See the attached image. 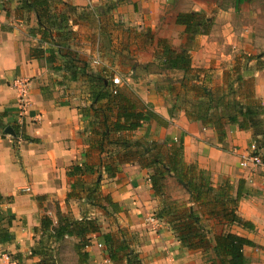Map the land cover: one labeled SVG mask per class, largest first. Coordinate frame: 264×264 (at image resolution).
I'll return each instance as SVG.
<instances>
[{"label": "crops", "instance_id": "0c3cea01", "mask_svg": "<svg viewBox=\"0 0 264 264\" xmlns=\"http://www.w3.org/2000/svg\"><path fill=\"white\" fill-rule=\"evenodd\" d=\"M48 1L54 14L67 15L74 31L58 64L73 53L87 63L89 72L100 73L109 89L114 88L112 78L119 76L120 92L163 118L105 136V125L112 127L118 120L120 102L105 98L93 105L94 87L85 77L72 81L69 72L53 70L45 59L33 57L31 48L41 44L33 32L36 12L21 8V0H0V113L6 112L3 123L15 131L13 135L0 128V219L12 235L0 243V264H6L4 253L16 259L11 264H37L42 259L32 251L43 240L55 253L63 241L48 240L42 219L50 217L57 226L62 214L94 219L99 225V233L89 234V258L97 253L95 243L106 250L101 234L122 241L127 239L121 236L123 229L137 235L142 264H212L216 260L208 262L207 255L214 254L216 237L231 232L256 244L244 249L248 264H264V251L256 253L264 246V173L260 177L257 169L240 166L251 145L264 141L257 134V129L264 130V69L249 64L237 71L232 55L217 54L219 43L201 40L207 37L202 33L190 47L195 79L182 70L165 69L156 56L159 41L172 43L178 34L193 37L177 23L182 9H173L175 0ZM18 81L26 83L24 97ZM233 117L238 122H231ZM125 139L137 142L134 150L148 142L153 147L148 157L167 154L173 142H182L184 161L197 164L210 178L214 198L224 193L228 181L232 195L240 186L243 196L236 213L254 228L232 224L215 212L221 209L215 203L201 205L206 200L193 199L187 183L170 172L166 193L175 182L187 200L182 210L199 205L196 212L206 232L207 241L200 246H185L169 222L171 216L157 215L164 200L155 193L151 177L162 164L146 167L138 157L125 160ZM110 163L120 169L114 176L106 171ZM103 263L126 264L125 253L116 260L106 253Z\"/></svg>", "mask_w": 264, "mask_h": 264}, {"label": "trees", "instance_id": "16d2710c", "mask_svg": "<svg viewBox=\"0 0 264 264\" xmlns=\"http://www.w3.org/2000/svg\"><path fill=\"white\" fill-rule=\"evenodd\" d=\"M21 8L29 12H36L38 17V27L34 29V33L40 35L39 46L31 48V55L39 60L45 59L46 63L50 65L53 70H64L69 72V79L72 81L78 80L80 77H85L87 81L94 87L90 97L93 105L102 101L105 98H112V102H120V111L118 113V120L115 121L113 126L105 125L104 135H108L111 132H121L125 130H137L142 127L144 123L149 122L152 119H159L162 121V116L157 114L150 108H139L136 104L128 99L124 93L120 92L118 87L112 89L107 88L108 85L105 79L100 73L89 72L87 70V63L81 62L79 58L73 53H69L71 56L68 61L62 64H58L59 59L63 58V49L67 46V41L70 40L74 31L71 26L67 24L68 17L65 13L59 16L53 13V9L48 0H21ZM75 8V7H74ZM197 15L195 13H180L177 17V23L185 26V31L191 36L200 34L198 31V21H196ZM63 29L61 35H55V30ZM48 44L45 48L43 44ZM160 52L156 55L157 58L163 63L165 69L170 70H182L189 75V78L195 79V68L192 67L191 48L186 47L182 50H176L169 45L167 39H161L159 41ZM6 112L0 113V128H5L3 123V117ZM238 118L233 117L231 122H238ZM241 127H245L241 123ZM264 136V133H263ZM258 149L264 147V141H255ZM125 152V160H129L131 157H138L142 165L146 167L154 166L155 163H161L163 168L157 169L153 173L151 179L155 193L159 196H163L164 207L158 212V217L162 218L166 215L171 216L169 222L173 223L177 228L180 240L188 248H196L200 246L202 241H207L206 232L203 224L200 222V215L196 211H200L199 205L197 209H176L173 202L167 201L166 197V178L170 172L174 173L177 179H180L187 183L188 191L198 201L205 199L201 203L208 204L209 202L215 203L216 206H220L221 209L217 210L218 214L224 215L228 221L232 224L236 223L243 227L253 229V224L236 213V208L241 200L243 193L239 189L236 195H232L230 190L233 189V185L226 183V189L224 193L213 196L214 187L211 185V180L204 174L202 170H199L197 164H187L183 159V144L173 142L169 148L167 154L159 152L157 156L148 157L153 147H150L148 142L142 143V149L134 150V143L127 139L121 142ZM140 146V148H141ZM159 151V149H158ZM76 170L80 171L79 166H75ZM119 166L114 163H110L106 167V171L109 176H114L118 172ZM244 181L240 180L242 184ZM219 196V197H218ZM8 199V198H7ZM11 199V198H10ZM8 199V200H10ZM6 200V199H5ZM196 223L197 225H195ZM42 226L47 231L48 240L55 243L62 242L68 237H76L79 241L75 244V250L79 256L87 261L89 254L85 250L89 246L91 233H99V225L96 224L94 219L82 220L74 219L69 215L62 214L59 217L57 226L54 225L53 220L50 217L42 219ZM101 243L106 245V252L111 260H116L121 252L125 253L126 264H142L138 252L130 247L126 240H116L111 233H103L100 235ZM12 239V235L8 227L3 226L0 219V243L8 242ZM43 240L41 245L32 251V256H40L41 261L37 264H55L56 256L54 248L51 244L44 245ZM256 244L248 238L236 235L231 232H225L216 237V244L213 247L215 259L219 264H248L249 260L245 255L244 249L246 246H255ZM11 256V255H10ZM12 261H16L11 256ZM214 261V262H216Z\"/></svg>", "mask_w": 264, "mask_h": 264}, {"label": "rangeland", "instance_id": "374dc122", "mask_svg": "<svg viewBox=\"0 0 264 264\" xmlns=\"http://www.w3.org/2000/svg\"><path fill=\"white\" fill-rule=\"evenodd\" d=\"M175 2L174 10L181 8L180 13H195L197 15L196 21L200 22L198 24L199 33L207 35V37H201V40H216L219 45L216 48L218 53H215L219 55L231 54L237 71L245 70L249 64H251L250 68L264 69V0H175ZM155 35L153 34V37ZM175 39L178 40L177 44L174 43ZM183 39L184 41H182ZM194 40L195 36L188 37L185 34L181 37L178 34L175 38L170 39L172 43H168L175 45V49L179 51L186 48L183 46H193ZM72 84L78 86L80 82H72ZM257 131L259 135L264 133V130L260 128ZM257 153L262 156V159L264 158L261 149H257ZM261 166L250 169H257L255 173L262 177L264 171L260 170ZM167 179L168 177L166 181ZM165 198L167 201L173 202L175 208L180 210L183 209L182 204L187 201L175 182L166 193ZM121 231V236L126 235L130 247L136 251L139 242L137 235L130 231L126 233L123 229ZM120 233L119 231L118 235ZM75 243L76 240L71 238H66L61 243L55 252V264H104L103 259L107 253L104 245L99 247V244L95 243L93 246L96 247L97 253L93 252L92 258L84 261L76 252ZM258 248L256 253L264 251V246L261 245ZM212 254L207 255L208 262L215 259V254ZM212 264H216V262Z\"/></svg>", "mask_w": 264, "mask_h": 264}, {"label": "built area", "instance_id": "2783aa9c", "mask_svg": "<svg viewBox=\"0 0 264 264\" xmlns=\"http://www.w3.org/2000/svg\"><path fill=\"white\" fill-rule=\"evenodd\" d=\"M21 87V95L24 97L26 95V83L23 81H18ZM112 83L114 87H118L123 83L122 79L119 76H114L112 78ZM258 146L256 143H253L250 147V152L246 155H243L240 160V166L246 169H250L253 167H257L259 165H263L262 156L257 153ZM101 245V244H100ZM3 258L6 261V264H11L13 261L9 253H4Z\"/></svg>", "mask_w": 264, "mask_h": 264}, {"label": "water", "instance_id": "95a60500", "mask_svg": "<svg viewBox=\"0 0 264 264\" xmlns=\"http://www.w3.org/2000/svg\"><path fill=\"white\" fill-rule=\"evenodd\" d=\"M5 132L15 135V131H14V129L11 126L6 127L5 128ZM181 183H182V181H181ZM185 186H186V184H185Z\"/></svg>", "mask_w": 264, "mask_h": 264}]
</instances>
